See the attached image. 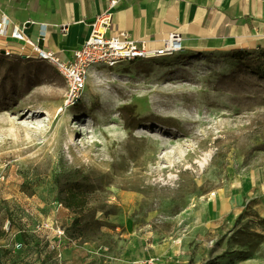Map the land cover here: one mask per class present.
Returning <instances> with one entry per match:
<instances>
[{"label": "rangeland", "instance_id": "374dc122", "mask_svg": "<svg viewBox=\"0 0 264 264\" xmlns=\"http://www.w3.org/2000/svg\"><path fill=\"white\" fill-rule=\"evenodd\" d=\"M235 51L98 66L69 103L54 64L0 54V264H62L82 244L79 259L106 264L132 238L173 250L158 264H264V213L249 209L264 165V76L252 67L264 49ZM70 179L102 222L85 240L70 236Z\"/></svg>", "mask_w": 264, "mask_h": 264}, {"label": "crops", "instance_id": "0c3cea01", "mask_svg": "<svg viewBox=\"0 0 264 264\" xmlns=\"http://www.w3.org/2000/svg\"><path fill=\"white\" fill-rule=\"evenodd\" d=\"M112 1H116L113 6ZM107 9L113 11L111 32L126 31L135 38L144 37L153 46L177 31L188 40L185 51L264 49V0H0V20L5 19L7 30V34H0V54L5 48L16 51L22 45L21 40L10 35L18 28L30 40L68 61L90 35L91 23ZM253 178L255 187L250 190L249 209L262 214L264 165ZM241 206L238 196L235 207ZM166 245L147 244L143 250L139 239L132 238L119 246L117 257L105 258L103 262L141 264L147 257L173 252ZM87 248V244L67 248L62 252L61 263L85 264L82 257L88 255ZM101 260L94 264H102Z\"/></svg>", "mask_w": 264, "mask_h": 264}, {"label": "built area", "instance_id": "2783aa9c", "mask_svg": "<svg viewBox=\"0 0 264 264\" xmlns=\"http://www.w3.org/2000/svg\"><path fill=\"white\" fill-rule=\"evenodd\" d=\"M116 1H112L115 5ZM113 11L104 10L91 23V33L84 43L74 50L73 57L62 60L57 53L40 46L38 41L27 38L21 29L15 28L10 35L21 40L22 45L13 51L5 48L4 55L17 56L23 59H38L54 64L63 75L68 86L67 102L76 101L84 92L91 71L98 66L113 67L125 61L146 60L159 57H171L184 52L188 47V40L179 32L173 31L157 46L149 44L147 38H135L126 31L111 32ZM66 30V27H63ZM7 34L5 19L0 20V34ZM29 45V47L27 46ZM57 240L66 236L65 228L56 226ZM60 241V240H59ZM59 248V243L52 245ZM59 256L61 254L59 253ZM158 257L150 256L141 264H156Z\"/></svg>", "mask_w": 264, "mask_h": 264}, {"label": "trees", "instance_id": "16d2710c", "mask_svg": "<svg viewBox=\"0 0 264 264\" xmlns=\"http://www.w3.org/2000/svg\"><path fill=\"white\" fill-rule=\"evenodd\" d=\"M240 50H236L234 55L237 56L242 53ZM252 67L254 71L264 76V56H257L253 60ZM70 181L72 184L69 187H63L61 190L62 201L66 207L77 212V217H75L69 229L70 236L85 240L95 232L102 222L87 215L88 210H92L88 190L77 179H70Z\"/></svg>", "mask_w": 264, "mask_h": 264}, {"label": "bare ground", "instance_id": "6f19581e", "mask_svg": "<svg viewBox=\"0 0 264 264\" xmlns=\"http://www.w3.org/2000/svg\"><path fill=\"white\" fill-rule=\"evenodd\" d=\"M91 75H94V73L91 74ZM74 119H75V118H74ZM219 124L228 127V126H229V121H227V120H219V121L217 122V125H219ZM78 129H79V127H78ZM224 132H225V134L229 133L228 130H225Z\"/></svg>", "mask_w": 264, "mask_h": 264}, {"label": "water", "instance_id": "95a60500", "mask_svg": "<svg viewBox=\"0 0 264 264\" xmlns=\"http://www.w3.org/2000/svg\"><path fill=\"white\" fill-rule=\"evenodd\" d=\"M2 53H4V51H2Z\"/></svg>", "mask_w": 264, "mask_h": 264}]
</instances>
